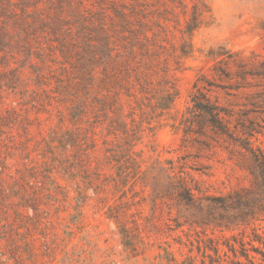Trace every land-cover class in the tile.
I'll return each mask as SVG.
<instances>
[{"label": "rangeland", "instance_id": "obj_1", "mask_svg": "<svg viewBox=\"0 0 264 264\" xmlns=\"http://www.w3.org/2000/svg\"><path fill=\"white\" fill-rule=\"evenodd\" d=\"M194 86L264 153V0H0V264L223 255L239 229L161 196L167 160L201 197L249 184L238 142L184 141Z\"/></svg>", "mask_w": 264, "mask_h": 264}, {"label": "trees", "instance_id": "obj_2", "mask_svg": "<svg viewBox=\"0 0 264 264\" xmlns=\"http://www.w3.org/2000/svg\"><path fill=\"white\" fill-rule=\"evenodd\" d=\"M206 92L204 87L194 86L182 121L184 141L192 133L201 136L211 133L238 142L242 150L237 152L238 166L249 175V184L224 196L201 197L199 189L189 182L191 178L184 165L176 166L172 160H167L159 167L164 175L161 196L176 201L201 218L213 216L215 227L240 230L225 240L227 251H223V255L215 240L201 239V243H209L205 248L213 253L204 251L207 261L202 264H264V227L255 226L257 222L264 223V153L254 151L248 139L235 136L229 126L227 109L212 101ZM181 227L182 224L178 226ZM126 232L124 227L120 228V234L125 236ZM185 261L192 264L191 258Z\"/></svg>", "mask_w": 264, "mask_h": 264}]
</instances>
